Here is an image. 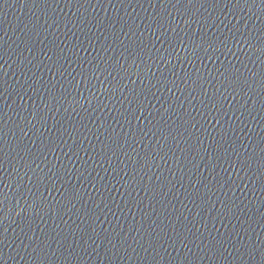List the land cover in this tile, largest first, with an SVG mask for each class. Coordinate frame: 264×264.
Returning <instances> with one entry per match:
<instances>
[{"label":"water","instance_id":"95a60500","mask_svg":"<svg viewBox=\"0 0 264 264\" xmlns=\"http://www.w3.org/2000/svg\"><path fill=\"white\" fill-rule=\"evenodd\" d=\"M0 264H264V0H0Z\"/></svg>","mask_w":264,"mask_h":264}]
</instances>
